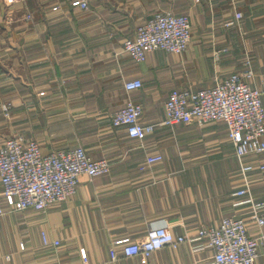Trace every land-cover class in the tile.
Returning a JSON list of instances; mask_svg holds the SVG:
<instances>
[{
    "label": "crops",
    "instance_id": "1",
    "mask_svg": "<svg viewBox=\"0 0 264 264\" xmlns=\"http://www.w3.org/2000/svg\"><path fill=\"white\" fill-rule=\"evenodd\" d=\"M72 1L20 0L12 16L0 0V145L15 134L37 139L43 154L81 144L93 159L110 160L111 171L82 175L76 193L45 212L14 210L4 201L0 264H84V257L88 264H210L211 248H193L205 242L198 239L201 227L240 216L257 233L248 195H236L245 186L239 160L225 122L164 125V106L174 89L208 88L240 70L247 54L253 83L264 82V0H91L89 10ZM163 10L192 20L184 53L156 50L140 64L114 55ZM26 12L33 21L23 20ZM235 12L243 14L240 25L225 26ZM134 78L143 87L127 94L123 82ZM127 97L143 106L144 122L156 125L142 140L111 123ZM8 102L13 109L5 118ZM151 152L163 160L145 167ZM257 172L251 192L264 200V173ZM157 227L193 241L112 259L111 250H121L118 240L141 241ZM43 232L61 244L44 245ZM257 264H264V247Z\"/></svg>",
    "mask_w": 264,
    "mask_h": 264
},
{
    "label": "built area",
    "instance_id": "2",
    "mask_svg": "<svg viewBox=\"0 0 264 264\" xmlns=\"http://www.w3.org/2000/svg\"><path fill=\"white\" fill-rule=\"evenodd\" d=\"M5 1L11 4L20 0ZM90 2L73 0L72 5L89 10ZM58 9L59 6L53 7L54 11ZM242 18L241 12H235L234 18L225 22V26H239ZM23 20L33 21L34 16L26 12ZM192 30L189 15L163 10L139 25L135 37L123 40L114 55H127L137 64L145 62L148 55L156 50L181 55L189 46ZM226 50L222 49L218 54ZM254 78L252 59L247 54L240 70L218 77L214 85L208 88L174 89L164 106L165 118L161 121L164 125L189 124L194 119L203 123L225 122L228 138L239 160L245 186L236 195H248L247 201L252 206V222L256 224L257 233L252 234L250 222L240 216H226L217 226L201 227L198 239H204L205 242L193 245V248H211L213 255L210 264H257L260 248L264 247V200H256L251 192L254 180L252 173L255 170L264 173V160L255 159L264 154V82L257 86L253 83ZM123 86L126 93L131 94L143 87V81L140 78L126 79ZM143 111L141 104L127 97L123 106L111 114V123L114 127L125 128L130 137L142 140L153 133L156 126L142 120ZM162 160V155L151 152L147 154L144 166ZM111 167L110 160L93 159L81 144L43 154L41 144L36 139L23 136L5 138L0 145V216L6 214L4 201L12 203L14 210L45 212L50 205L73 196L82 175L90 178L105 175L111 171ZM42 240L46 246L58 247L61 244L57 239L51 240L46 232L42 233ZM189 241L193 239L174 234L167 227L152 228L144 240H118L116 243L121 246V250L112 249L111 257L117 259L119 252L126 257L150 256L166 246L177 248ZM84 264H88L86 257Z\"/></svg>",
    "mask_w": 264,
    "mask_h": 264
},
{
    "label": "rangeland",
    "instance_id": "3",
    "mask_svg": "<svg viewBox=\"0 0 264 264\" xmlns=\"http://www.w3.org/2000/svg\"><path fill=\"white\" fill-rule=\"evenodd\" d=\"M197 1H199V0H197ZM10 4V3H9ZM17 3H11L10 5H11V8H12V12H13V15L12 16H14V12L17 14L18 12V9H16L17 7H14L15 5H16ZM21 17V16H20ZM192 28H193V26H192ZM12 50V49H11ZM13 58H12V61H11V65H13ZM17 60H16V65L14 66V67H16V69H17V67H18V64H17ZM10 106V109H8L7 110V107H9ZM2 109H3V113H4V117L5 118H10L11 116V110L13 109V105H12V103L11 102H8V103H5L4 105H3V107H2ZM12 135V134H11ZM12 136H23L24 138H26V139H34V138H28V137H26L25 135H22V134H15V135H12ZM8 138V137H7ZM37 140V139H36ZM39 142V141H38ZM2 144V143H1Z\"/></svg>",
    "mask_w": 264,
    "mask_h": 264
}]
</instances>
